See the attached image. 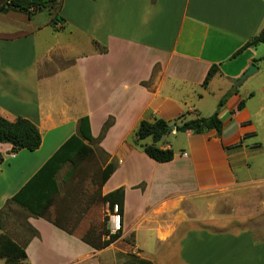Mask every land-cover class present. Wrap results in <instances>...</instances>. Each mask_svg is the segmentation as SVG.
Returning a JSON list of instances; mask_svg holds the SVG:
<instances>
[{
  "label": "crops",
  "instance_id": "obj_1",
  "mask_svg": "<svg viewBox=\"0 0 264 264\" xmlns=\"http://www.w3.org/2000/svg\"><path fill=\"white\" fill-rule=\"evenodd\" d=\"M36 14L0 13V117L27 119L41 136L32 152L0 143V235L24 249L22 263L264 264V44L238 52L264 27V0H58L45 23ZM216 111L219 135L176 131ZM156 119L175 126L156 143L173 152L166 163L144 154L151 138L135 143L139 123ZM71 136L93 154L66 182L69 162L55 175L48 218L68 233L9 200ZM82 173L99 200L124 190L120 236L103 248L114 211L91 224L92 209L77 217L60 190Z\"/></svg>",
  "mask_w": 264,
  "mask_h": 264
},
{
  "label": "trees",
  "instance_id": "obj_2",
  "mask_svg": "<svg viewBox=\"0 0 264 264\" xmlns=\"http://www.w3.org/2000/svg\"><path fill=\"white\" fill-rule=\"evenodd\" d=\"M58 6V0H3L0 4V13L7 11H18L31 18L37 12L46 10L50 14ZM62 18L53 17L52 23L62 22ZM259 44H264V27L262 30L250 39L238 52L247 48L255 47ZM95 48L100 52H105V49L94 42ZM238 52L236 54H238ZM217 66L213 65L207 72L202 86H207L211 78L217 73ZM229 93H227L228 95ZM223 103L221 100L218 103L220 107ZM244 101L238 104V110L242 109ZM187 114V113H186ZM185 114L181 115L183 117ZM172 123L162 119L153 121L142 120L135 132V143L146 138H151L152 143L149 145H142L144 154L158 163H166L173 159V152L170 149H160L156 143L171 131L169 126ZM176 125V124H175ZM108 128V123L103 127V132ZM222 129V123L218 117L217 111L209 117H195L194 119L182 122L176 125L177 132L190 131L193 134H201L210 130H214L218 135ZM79 134L81 138L91 141V134L89 129V121L87 117H83L79 121ZM0 143L9 144L11 146V153H17L20 150H27L29 152L35 151L41 144V136L37 127L29 120L17 117L13 121L6 120L0 117ZM93 154L92 149L84 145L80 138L71 136L46 163L38 170V172L9 200V202L18 204L19 206L28 210L31 214L46 218L55 226L64 229L57 221H52L48 218V209L54 204L58 197L59 189L55 181V175L63 164L69 162L71 168L65 176L64 182L72 177L73 173L78 169L80 164L89 156ZM2 157L0 155V162ZM113 171V166L108 164L102 171V177L97 183V195H100L99 188L107 180L108 176ZM123 188H118L103 196L100 200L108 204V209L113 212L116 208V215L119 216V230L110 233L103 229L102 235L108 236L107 240L102 241L96 248H103L115 241L120 236L121 221L123 214ZM106 220L103 221L105 226ZM2 228V217L0 215V229ZM68 233L72 230L64 229ZM90 232L82 237L85 243H89L88 235ZM100 234H98V237ZM26 258L24 249L16 244L8 235H0V260L3 264H24L22 263Z\"/></svg>",
  "mask_w": 264,
  "mask_h": 264
},
{
  "label": "rangeland",
  "instance_id": "obj_3",
  "mask_svg": "<svg viewBox=\"0 0 264 264\" xmlns=\"http://www.w3.org/2000/svg\"><path fill=\"white\" fill-rule=\"evenodd\" d=\"M3 3V0H0V4ZM48 11L43 10L38 12L36 14V18L39 19L41 23H45V21L48 20ZM166 138V137H165ZM163 138V139H165ZM84 172H88V168L85 165L82 169ZM81 171V172H83ZM87 174V173H86ZM79 180L77 182H73L72 180L68 182L67 184L59 183L61 192L65 193V197H68L69 204L73 205V209L75 207L79 208V210H74L77 214V217L83 216L81 213L84 211L86 212L87 209H92V212H90L89 218L91 219L89 222L91 224H101V222L104 220L109 221L111 215V211L108 209L107 205L103 202H101L99 199L96 198V195L94 196V191L96 189L95 183H93L92 179L90 177L83 176L84 173L80 174ZM93 202V203H92ZM63 201L60 202V205H62ZM92 203V204H89ZM89 210V211H90ZM115 213V211L113 212ZM97 218L98 221L95 219ZM73 222V221H72ZM71 222V225L73 223Z\"/></svg>",
  "mask_w": 264,
  "mask_h": 264
},
{
  "label": "water",
  "instance_id": "obj_4",
  "mask_svg": "<svg viewBox=\"0 0 264 264\" xmlns=\"http://www.w3.org/2000/svg\"><path fill=\"white\" fill-rule=\"evenodd\" d=\"M257 71V68L255 67L254 64L250 65L249 68L241 75V77L236 81V84L244 81L247 79L249 76L253 75ZM170 131L175 130L174 125L169 126Z\"/></svg>",
  "mask_w": 264,
  "mask_h": 264
},
{
  "label": "built area",
  "instance_id": "obj_5",
  "mask_svg": "<svg viewBox=\"0 0 264 264\" xmlns=\"http://www.w3.org/2000/svg\"><path fill=\"white\" fill-rule=\"evenodd\" d=\"M115 213H116V208L114 209ZM113 218H116L114 219V231H118L119 230V216L118 215H114Z\"/></svg>",
  "mask_w": 264,
  "mask_h": 264
},
{
  "label": "bare ground",
  "instance_id": "obj_6",
  "mask_svg": "<svg viewBox=\"0 0 264 264\" xmlns=\"http://www.w3.org/2000/svg\"><path fill=\"white\" fill-rule=\"evenodd\" d=\"M116 219V218H113V220Z\"/></svg>",
  "mask_w": 264,
  "mask_h": 264
}]
</instances>
